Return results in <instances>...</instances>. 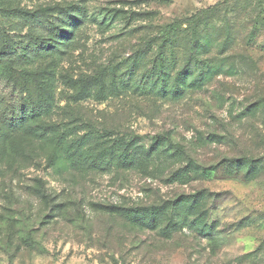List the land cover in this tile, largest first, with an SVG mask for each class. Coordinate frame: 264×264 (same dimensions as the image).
<instances>
[{
  "label": "rangeland",
  "instance_id": "rangeland-1",
  "mask_svg": "<svg viewBox=\"0 0 264 264\" xmlns=\"http://www.w3.org/2000/svg\"><path fill=\"white\" fill-rule=\"evenodd\" d=\"M212 6L216 74L122 92L126 67L136 84L153 66L159 27ZM159 134L184 156L118 159L122 139ZM190 162L199 176L175 181ZM200 191L207 237L184 209L170 238L107 209ZM0 264H264V0H0Z\"/></svg>",
  "mask_w": 264,
  "mask_h": 264
},
{
  "label": "trees",
  "instance_id": "trees-1",
  "mask_svg": "<svg viewBox=\"0 0 264 264\" xmlns=\"http://www.w3.org/2000/svg\"><path fill=\"white\" fill-rule=\"evenodd\" d=\"M216 10L217 6L201 9L189 18L159 27L155 42L157 52L154 53L153 66L144 67L139 71L140 79L138 80L140 81H137L136 84H133L134 76H131L136 72L135 67H126L128 69L126 74L119 80L124 88L122 92L128 93V88L133 85L141 93L151 96L166 97L170 93L181 95L189 77L197 76L200 72H202L201 75L216 74V69L213 68L211 61L208 58H203L211 51L208 39L204 34V28L208 29L210 26H201L203 19L208 18ZM38 41L46 48L51 45L44 39ZM144 54L146 53L141 55L138 63L145 58ZM171 83L173 86L169 88ZM192 83L197 84L198 82L192 81ZM121 142L125 149L117 157L122 164L128 166L136 163L148 164L150 163L148 160L153 158L159 159L160 162L168 161L172 157L180 159L185 154L184 148L175 144L172 137L166 134L155 136L148 147L133 146L136 145L134 142L130 143V141L123 139ZM131 147L135 148L132 153H130ZM98 155H104V153ZM237 161L243 162L245 159L242 158ZM198 169L199 166L196 163L190 162L186 167L174 173L173 179L180 183H186L199 176ZM204 193V191H200L195 194L180 195L176 199L165 201L157 206L136 208L110 206L107 209H109L110 214L126 218L131 225L159 230L167 238L172 237L181 228L179 223L171 227L167 218L175 220L184 209L187 214L182 218V221H188L196 232L193 231L198 233L197 235L207 237V235L214 233L215 226L208 223V212L200 208Z\"/></svg>",
  "mask_w": 264,
  "mask_h": 264
}]
</instances>
